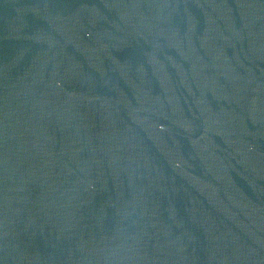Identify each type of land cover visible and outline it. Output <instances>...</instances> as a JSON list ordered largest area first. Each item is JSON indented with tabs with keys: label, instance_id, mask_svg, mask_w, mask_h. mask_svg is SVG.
<instances>
[{
	"label": "water",
	"instance_id": "obj_1",
	"mask_svg": "<svg viewBox=\"0 0 264 264\" xmlns=\"http://www.w3.org/2000/svg\"><path fill=\"white\" fill-rule=\"evenodd\" d=\"M0 264H264V0H0Z\"/></svg>",
	"mask_w": 264,
	"mask_h": 264
}]
</instances>
